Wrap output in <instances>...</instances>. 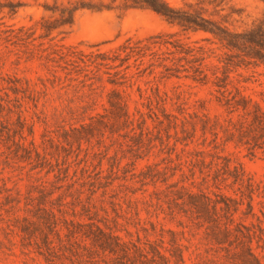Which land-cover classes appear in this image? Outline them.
Returning a JSON list of instances; mask_svg holds the SVG:
<instances>
[{"label":"rangeland","instance_id":"1","mask_svg":"<svg viewBox=\"0 0 264 264\" xmlns=\"http://www.w3.org/2000/svg\"><path fill=\"white\" fill-rule=\"evenodd\" d=\"M160 2L226 29L233 47L131 0H0V264H162L152 252L176 245L185 264H237L243 239L219 245L217 226L264 229V125L251 122L264 121V0ZM151 37L169 50L152 66L80 62ZM115 93L144 125L112 119ZM188 192L236 200L232 222L211 203L209 219L196 213ZM96 227L125 253L81 236ZM246 244L264 264V242Z\"/></svg>","mask_w":264,"mask_h":264},{"label":"trees","instance_id":"2","mask_svg":"<svg viewBox=\"0 0 264 264\" xmlns=\"http://www.w3.org/2000/svg\"><path fill=\"white\" fill-rule=\"evenodd\" d=\"M127 1V0H125ZM132 1V7L133 8H145L154 11L161 17L165 19L169 24L176 25L182 28L183 31H190L193 33L196 32H205L211 34L214 39H216L221 45L225 47H233L234 44V38L235 36L229 33L226 29L221 28L217 25H215L212 22L206 21L202 19L201 17L192 16L184 11L181 10H173L169 8L165 3L160 2V0H131ZM155 37L149 38L146 43L143 41H133L131 38L126 39L116 50L111 52L112 56H108L106 54H103L100 56V61H92L88 57L93 56V54L84 55L81 53V56L83 57L80 59L81 64L84 67H113V68H120L122 71H126L129 68L128 62L132 59L134 63H139L137 65H143V59L148 58V66H152V62L155 59H160L161 55H164L165 52L162 51V47L166 51H169L166 47L165 43H158L151 41ZM158 38V36L156 37ZM248 42H253L249 41ZM187 53L176 51L178 54H188L192 52V49L187 48ZM86 59V61L84 60ZM69 62L76 63L73 60H68ZM117 62V64H116ZM138 70V68H137ZM200 80V79H199ZM114 95L117 96V100L115 101H108L109 108L107 109L109 113L111 114V117L114 121L119 122L123 125H130L133 126V124L137 123V125H144L145 119L143 113L140 110L135 109V114L129 113L127 110V107L122 100V97L115 93ZM245 100H241L242 103H244ZM236 106H241L242 110L245 111L246 107L244 105L236 104ZM105 109V111H107ZM152 112V111H150ZM187 116L189 114L186 113ZM263 116V115H261ZM102 116L97 115L95 117L90 118V123L88 125H85V127H91L94 122L100 123L98 120ZM172 117L174 119H177L175 116L163 114V118L165 120H169L166 118ZM184 118V116H182ZM264 118V116H263ZM158 119V118H157ZM252 124L258 126L260 129H262L264 125V121L260 119V117L255 116L251 119ZM189 165H192V161H185ZM243 184L242 178L238 175H233V184ZM247 197L249 198V202L247 203L248 213L251 215H254L252 213L253 207L251 204L252 201V195L254 186L251 183L247 184ZM220 199L219 200H211L209 197H207L205 194H195L192 192H188L187 195V201H182L184 204L188 205L191 209H193L196 213L201 214L204 218L209 219L210 218V212H209V205L212 204L210 207L213 210L214 213H216V210L219 209L220 211H225L226 214L229 216H226V220L229 222H232V219L230 218V213L232 211H236L238 205V202L234 199H230L226 197L223 194H219ZM231 203V205H230ZM264 206L262 202L259 203ZM223 205V206H222ZM238 225V224H237ZM236 226V225H235ZM243 227V226H242ZM219 229V233L217 235H214L215 240L217 244H224L227 243L229 246H232L230 241H228L229 237H233L234 239H243L241 243L234 245V249L236 250V253L234 254V258L237 260V264H262L261 258L255 256L249 247L248 244H246V241L250 240L252 237L257 239L258 242H264V229L259 228V235H256L255 232H252L246 227H243L246 232H242L240 226L236 227H229L227 223H223L222 229L220 226H217ZM74 234H79L75 232ZM81 236L88 238L91 240V242L94 245H97L103 252H108L111 254H116L118 250H121L123 253H125L124 248L126 247L125 244L121 241V239L117 236H112L111 234L105 233L100 228L96 227V231H91L87 233H83ZM221 238V239H220ZM263 249V247H260ZM175 252L173 255L170 254V257H166L165 255H162L158 251L154 250L152 253L156 254L157 257L161 260L162 264H170L171 262L173 264H185V260L182 256L181 248L179 246H175Z\"/></svg>","mask_w":264,"mask_h":264}]
</instances>
